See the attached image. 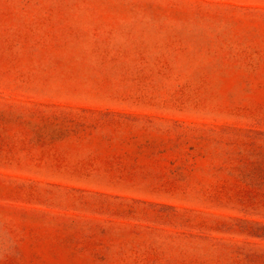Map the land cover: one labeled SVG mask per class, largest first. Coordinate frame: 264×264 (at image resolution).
Returning a JSON list of instances; mask_svg holds the SVG:
<instances>
[{
  "label": "rangeland",
  "instance_id": "obj_1",
  "mask_svg": "<svg viewBox=\"0 0 264 264\" xmlns=\"http://www.w3.org/2000/svg\"><path fill=\"white\" fill-rule=\"evenodd\" d=\"M0 264H264V0H0Z\"/></svg>",
  "mask_w": 264,
  "mask_h": 264
}]
</instances>
